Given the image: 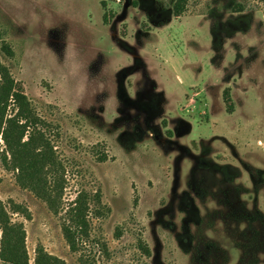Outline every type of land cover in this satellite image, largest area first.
I'll return each mask as SVG.
<instances>
[{
  "label": "rangeland",
  "instance_id": "obj_1",
  "mask_svg": "<svg viewBox=\"0 0 264 264\" xmlns=\"http://www.w3.org/2000/svg\"><path fill=\"white\" fill-rule=\"evenodd\" d=\"M175 1L0 0V60L63 167L54 211L0 156L28 264H264V1Z\"/></svg>",
  "mask_w": 264,
  "mask_h": 264
},
{
  "label": "trees",
  "instance_id": "obj_2",
  "mask_svg": "<svg viewBox=\"0 0 264 264\" xmlns=\"http://www.w3.org/2000/svg\"><path fill=\"white\" fill-rule=\"evenodd\" d=\"M184 5L185 0H176L173 4L174 14L179 15ZM1 51L8 57L12 56V50L5 43L2 44ZM47 127L45 121L33 110L21 86L11 75L9 67L0 60V137L4 144L0 156L7 167L16 171L15 179L20 187L32 191L51 209L57 211L64 187L63 167L45 132ZM95 201L100 203L99 196H96ZM71 204L73 205L66 212L67 221L62 224V232L70 249L75 250L76 234L84 237L88 233L85 194L79 192ZM11 205L13 212H20L30 218L26 208L17 203ZM145 251L148 252L147 249ZM0 261L1 264L29 262L23 224L11 220L1 199ZM33 263L65 264L62 258L50 254L41 244L35 248Z\"/></svg>",
  "mask_w": 264,
  "mask_h": 264
}]
</instances>
